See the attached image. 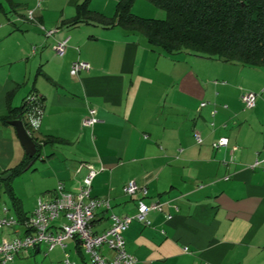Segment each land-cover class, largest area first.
I'll return each mask as SVG.
<instances>
[{"label":"crops","instance_id":"obj_1","mask_svg":"<svg viewBox=\"0 0 264 264\" xmlns=\"http://www.w3.org/2000/svg\"><path fill=\"white\" fill-rule=\"evenodd\" d=\"M14 1L13 10L2 1L7 12L0 13V117L35 92L44 104L35 136L57 140L13 175L27 154L15 128L0 120V210L18 220L0 229V242L24 236L38 198L51 199L59 183L76 193L86 173L80 164L88 162L98 169L91 194L111 204L96 211L94 231L111 225L110 213L136 215L138 199L161 203L123 231L136 264H264V97L251 109L241 101L246 91L264 96V67L169 55L116 25L70 26L83 0ZM118 1L89 0V8L111 17ZM64 38L58 56L53 46ZM76 60L89 69L72 75ZM90 108L97 121L82 126ZM219 137L228 144L215 150ZM9 178L19 213L5 192ZM129 181L146 195L125 194ZM65 243L22 250L10 264H31L38 254L40 264H64L65 253L88 262L76 238Z\"/></svg>","mask_w":264,"mask_h":264},{"label":"trees","instance_id":"obj_2","mask_svg":"<svg viewBox=\"0 0 264 264\" xmlns=\"http://www.w3.org/2000/svg\"><path fill=\"white\" fill-rule=\"evenodd\" d=\"M165 11L164 18L143 17L131 11L136 0H119L113 16L108 17L89 8V0L76 6V14L66 20L70 26L79 23L103 27L119 26L129 32H139L152 46L169 55L181 53L216 58L224 62L264 67V0H146ZM13 10L14 0H3ZM0 1V13L7 12ZM27 98V97H26ZM26 98L20 107L8 105L0 117L8 123L20 114L23 123ZM42 99V98H41ZM38 148L33 157L11 168L13 175L22 172L29 162L40 157V150L56 138L32 137ZM59 141V140H58ZM5 192L19 213L20 201L14 195L11 178L4 182Z\"/></svg>","mask_w":264,"mask_h":264},{"label":"built area","instance_id":"obj_3","mask_svg":"<svg viewBox=\"0 0 264 264\" xmlns=\"http://www.w3.org/2000/svg\"><path fill=\"white\" fill-rule=\"evenodd\" d=\"M31 16V12L29 13ZM56 30L46 31V35H51ZM68 38L56 42L53 49L57 55H63L67 47ZM90 65L84 60H76L71 64L70 73L77 75L81 70L89 69ZM257 93L246 91L241 94V101L246 109L255 107ZM43 101L37 93H31L26 98V109L24 113L25 129L30 137L35 136L41 125L43 115ZM204 105V103H202ZM215 112L213 111L212 114ZM97 121L96 109H88L82 118V126H92ZM213 125V123H211ZM195 139L200 143L201 137L195 134ZM228 138L219 137L212 144L215 150L225 147ZM259 161L255 162L257 165ZM80 167L86 169L85 176L76 193L68 192L63 184L59 183L51 199L38 198L36 207L25 218L27 231L22 237H15L10 240L0 242V264H10L13 262L18 252L33 249L40 244H45L49 249L55 246L64 248L66 240L76 238L88 256L86 264H136V258L126 249L123 231L128 228L132 219L143 220L149 210H161V203H145L143 200L137 201V214L134 216H117L110 213L111 225L101 232L94 231L93 219L98 209L109 211L110 201L104 198H97L91 194L92 181L98 169L88 162H82ZM125 194L134 196L136 194L146 195V188L137 185L134 181H129L123 188ZM5 211V208H3ZM59 217L64 218V222L55 225L54 222ZM14 217L3 216L0 210V229L17 223ZM103 247L113 252V256L108 257L101 252ZM64 264H75L65 253Z\"/></svg>","mask_w":264,"mask_h":264},{"label":"rangeland","instance_id":"obj_4","mask_svg":"<svg viewBox=\"0 0 264 264\" xmlns=\"http://www.w3.org/2000/svg\"><path fill=\"white\" fill-rule=\"evenodd\" d=\"M3 1V0H0ZM131 11L139 16L143 17H153V18H164L165 17V11L163 9H160L158 7H155L151 3H149L146 0H137L134 5L131 8ZM156 12V14H155ZM159 14V15H157ZM60 56V55H58ZM263 95L257 96V99H263ZM257 102V100H256ZM38 160V159H37ZM6 198V197H4ZM0 207H1V202H0ZM31 258V264H34V261H36L37 264H40L44 259L45 255L44 254H38L37 257L33 258V256L29 257ZM28 258V259H29Z\"/></svg>","mask_w":264,"mask_h":264},{"label":"water","instance_id":"obj_5","mask_svg":"<svg viewBox=\"0 0 264 264\" xmlns=\"http://www.w3.org/2000/svg\"><path fill=\"white\" fill-rule=\"evenodd\" d=\"M9 124L15 128L16 135H17L20 143L24 147L25 153L29 157H33L37 153L38 148L36 146L34 139L27 134L20 114H18L14 119L10 120ZM31 163H32V161L29 162L28 165H30ZM11 174H12V172L8 171L4 174L3 177H7Z\"/></svg>","mask_w":264,"mask_h":264}]
</instances>
